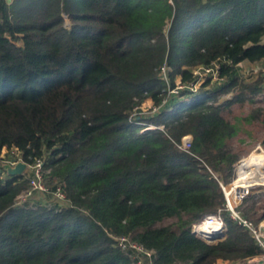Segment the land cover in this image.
Segmentation results:
<instances>
[{
    "label": "trees",
    "instance_id": "trees-1",
    "mask_svg": "<svg viewBox=\"0 0 264 264\" xmlns=\"http://www.w3.org/2000/svg\"><path fill=\"white\" fill-rule=\"evenodd\" d=\"M263 37L264 0H0V149L40 158L66 198L17 206L28 176L0 167V264H130L120 235L157 264L259 255L220 182L240 158L225 111L264 91V71L237 66L264 63ZM147 99L158 108L144 116ZM263 193L242 209L256 224ZM218 209L224 237L192 231Z\"/></svg>",
    "mask_w": 264,
    "mask_h": 264
},
{
    "label": "built area",
    "instance_id": "built-area-1",
    "mask_svg": "<svg viewBox=\"0 0 264 264\" xmlns=\"http://www.w3.org/2000/svg\"><path fill=\"white\" fill-rule=\"evenodd\" d=\"M7 1L10 2L11 0ZM169 1L171 2L172 0ZM166 70L167 69L165 66L161 68L164 78H166ZM203 72L208 74L211 72V69L205 68ZM216 74L217 73L213 71L212 76L214 79L216 78ZM173 92H176V90H173ZM157 108L158 107H153V111H156ZM190 143L191 136L185 135L182 137L179 147L187 151L191 146ZM258 148L262 150L260 146ZM18 161L25 162L22 158V153L16 148L7 150L5 147H3L0 149V167L5 168V165L7 164L13 166ZM238 163L239 162L237 160L233 164V173L230 182L227 184L220 182V186L224 194V211L226 212L227 216L237 225L246 229L261 248V253L259 255L248 258L246 262L248 264H264V218L256 224L251 219L246 217L242 212L243 206L248 201L252 191L256 189L257 184H251L250 182L247 183L246 181L236 183L239 176ZM26 164V168L22 174L26 173L28 176L27 187L16 196L14 202L15 205H32L37 200L44 202H54L59 205L65 204L66 198L62 187L57 185L54 189L50 190V188L44 182L43 161L40 158H36L33 163ZM45 194L46 196L44 198ZM203 226L210 227L211 230L208 229V231H204L202 229ZM213 226H217V229H214ZM192 231L207 240H214L224 237L226 234V227L223 221L222 210L218 209L215 213L206 214L201 221L193 225ZM113 238L116 245L129 255L130 264H157L153 250L146 248L144 245L132 240L128 236L120 235L113 236ZM228 261L231 264L241 263L238 260Z\"/></svg>",
    "mask_w": 264,
    "mask_h": 264
},
{
    "label": "rangeland",
    "instance_id": "rangeland-1",
    "mask_svg": "<svg viewBox=\"0 0 264 264\" xmlns=\"http://www.w3.org/2000/svg\"><path fill=\"white\" fill-rule=\"evenodd\" d=\"M237 67H238V71L246 79L255 78L260 71H264L263 62L252 63L248 61H242L241 63L238 64ZM199 72L201 77H205L206 74L202 70H198V73ZM195 88L196 86H194V89ZM255 100L256 101L254 103H249V102H244L243 104L234 103L225 111V115L231 121L238 122L240 125L237 133L231 138V143L234 149H236L237 153L240 155L239 159H241L242 157L245 158L248 155L254 157L257 156V154L261 155V153H264V91L258 94L255 97ZM257 107H259L261 110L260 112L261 116L259 117H256L251 113L252 109ZM141 108H142L141 114H143L144 116H149L151 112H153L151 111L153 107L149 99L145 100L142 103ZM259 146L262 148V150L258 148ZM248 172L249 171L247 170L244 174ZM259 175H261V177L263 178L262 173H259ZM258 189H261L263 192L264 185L258 186L256 190ZM45 196L46 194L44 195V198ZM252 201L253 200L249 199L246 202V204L243 206V209L247 208V206L250 205ZM258 204L263 205L264 203L258 202L256 205ZM262 210L264 209L258 210L257 213L259 214L263 213ZM168 221H170V219L166 220L165 223H167Z\"/></svg>",
    "mask_w": 264,
    "mask_h": 264
},
{
    "label": "bare ground",
    "instance_id": "bare-ground-1",
    "mask_svg": "<svg viewBox=\"0 0 264 264\" xmlns=\"http://www.w3.org/2000/svg\"><path fill=\"white\" fill-rule=\"evenodd\" d=\"M258 155V154H257ZM254 159V160H253ZM238 179L237 182L246 181L247 183L251 184H257V187L260 185H264L263 178L259 173L264 169V153H261V155L256 156H250L248 155L245 158H241L238 160ZM249 171L248 173L244 174L246 171ZM256 187V188H257ZM214 229H217V226H213ZM202 229L204 231L211 230L210 227L203 226Z\"/></svg>",
    "mask_w": 264,
    "mask_h": 264
},
{
    "label": "water",
    "instance_id": "water-1",
    "mask_svg": "<svg viewBox=\"0 0 264 264\" xmlns=\"http://www.w3.org/2000/svg\"><path fill=\"white\" fill-rule=\"evenodd\" d=\"M26 163L18 161L15 165L11 166L9 164L5 165L8 174L12 175H22L24 169L26 168Z\"/></svg>",
    "mask_w": 264,
    "mask_h": 264
},
{
    "label": "crops",
    "instance_id": "crops-1",
    "mask_svg": "<svg viewBox=\"0 0 264 264\" xmlns=\"http://www.w3.org/2000/svg\"><path fill=\"white\" fill-rule=\"evenodd\" d=\"M264 41V37H263ZM214 264H231L228 260L218 259Z\"/></svg>",
    "mask_w": 264,
    "mask_h": 264
}]
</instances>
